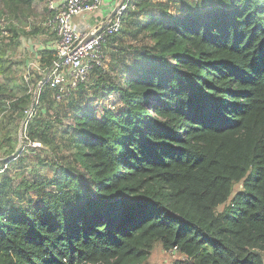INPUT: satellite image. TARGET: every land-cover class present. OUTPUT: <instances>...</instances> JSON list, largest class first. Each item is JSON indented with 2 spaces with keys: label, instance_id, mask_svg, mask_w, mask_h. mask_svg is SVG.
Returning a JSON list of instances; mask_svg holds the SVG:
<instances>
[{
  "label": "trees",
  "instance_id": "trees-1",
  "mask_svg": "<svg viewBox=\"0 0 264 264\" xmlns=\"http://www.w3.org/2000/svg\"><path fill=\"white\" fill-rule=\"evenodd\" d=\"M33 2L0 0V20ZM121 21L104 46L131 42L119 82L91 74L102 111L68 103L71 161L20 181L26 208L0 204V264H145L156 244L182 257L170 264H264V0H131ZM40 112L26 131L47 143Z\"/></svg>",
  "mask_w": 264,
  "mask_h": 264
},
{
  "label": "rangeland",
  "instance_id": "rangeland-1",
  "mask_svg": "<svg viewBox=\"0 0 264 264\" xmlns=\"http://www.w3.org/2000/svg\"><path fill=\"white\" fill-rule=\"evenodd\" d=\"M46 2L34 0L32 13L26 17L21 16L19 20H0V62L4 67L0 77L4 87L0 95V108L3 110L0 112V182L3 175L11 179L9 186L3 187L6 194L0 196V204L14 208H26L27 201L35 199L30 191L17 188L22 179L27 183H48L58 176L61 167H67L71 161L69 154L72 149L67 148L69 137L66 133L71 132L74 114L68 103H91L98 111H102V101H96L95 96L100 94V88L95 86L99 73L90 75L83 89H67V93L61 95L60 99L48 86H40L45 74L40 70L39 53L46 47L50 48L54 41V37L45 28L48 17ZM130 45L128 38L123 41L118 38L104 48L101 75L108 77L107 83L119 82L123 61L126 60V64L130 62L126 49ZM69 93H72V99H69ZM40 94L39 106L35 110L41 111V120L35 122L33 127L43 131L47 123L50 124L47 143L30 141L28 129L24 131L23 128V116L10 108L11 102L25 96L29 97L30 106ZM116 103L115 94L104 99L106 107L112 108ZM32 143H39L40 146H33ZM222 208H218V211ZM174 259L182 257L177 253H165L160 244H156L145 264H170Z\"/></svg>",
  "mask_w": 264,
  "mask_h": 264
},
{
  "label": "built area",
  "instance_id": "built-area-1",
  "mask_svg": "<svg viewBox=\"0 0 264 264\" xmlns=\"http://www.w3.org/2000/svg\"><path fill=\"white\" fill-rule=\"evenodd\" d=\"M105 1L108 0H62L55 4L49 0L51 14L45 21V28L54 37L55 58L47 68L42 69L45 79L40 82V86L54 90L58 99L67 93V89L74 90L86 84L94 69L103 68L104 46L122 29L121 16L131 0H120L114 16L105 21L103 28L104 23H99L89 34L74 29V17L97 11ZM36 106L37 99L23 112L24 131L35 114ZM32 145L40 146L39 143Z\"/></svg>",
  "mask_w": 264,
  "mask_h": 264
},
{
  "label": "crops",
  "instance_id": "crops-1",
  "mask_svg": "<svg viewBox=\"0 0 264 264\" xmlns=\"http://www.w3.org/2000/svg\"><path fill=\"white\" fill-rule=\"evenodd\" d=\"M55 4L59 3L62 0H51ZM120 0H108L105 1L97 11L81 14L77 17H74V21L72 23L74 29L82 34H89L91 30L94 29L96 25L103 24L108 19V17L113 13L115 7L119 3ZM46 9L48 16L51 14V11L48 9L49 0L46 2ZM55 42L53 41L50 45V49L54 51Z\"/></svg>",
  "mask_w": 264,
  "mask_h": 264
},
{
  "label": "water",
  "instance_id": "water-1",
  "mask_svg": "<svg viewBox=\"0 0 264 264\" xmlns=\"http://www.w3.org/2000/svg\"><path fill=\"white\" fill-rule=\"evenodd\" d=\"M116 9L113 11V13L109 16L108 20L111 19L115 14ZM106 25V23L103 24L102 28Z\"/></svg>",
  "mask_w": 264,
  "mask_h": 264
}]
</instances>
